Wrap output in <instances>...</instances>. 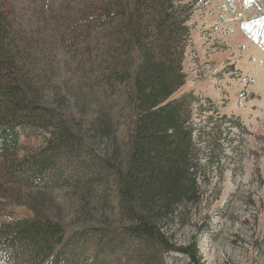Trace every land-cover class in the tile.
Listing matches in <instances>:
<instances>
[{"label":"rangeland","instance_id":"1","mask_svg":"<svg viewBox=\"0 0 264 264\" xmlns=\"http://www.w3.org/2000/svg\"><path fill=\"white\" fill-rule=\"evenodd\" d=\"M134 1L0 0L7 26L3 41L32 60L42 85L41 109L62 114L82 143L44 173L53 183L61 177L51 187L3 182L0 221L30 218L33 211L25 203L42 201L62 219L67 236L86 230L77 251L80 264L148 263L122 232L123 244L113 240L114 250L99 253V234L92 232L102 223L117 228L130 223L120 210L114 175L127 159L132 112L123 85L105 86L96 64L108 58L113 6L132 8ZM182 4L193 8L182 62L186 82L172 98L192 91L200 100L193 104L212 101L208 110L192 107L196 124L207 115L209 125L222 115L226 120L220 122L211 163L202 154L212 149L209 140L197 143L205 174L200 196L179 207L163 229L173 234L175 245L197 244L201 264H264V0H174V6ZM234 119L243 129L231 123ZM54 132L51 126L28 127L19 140L27 147L17 156H44L48 141L56 140ZM151 260L193 264L177 251Z\"/></svg>","mask_w":264,"mask_h":264},{"label":"trees","instance_id":"2","mask_svg":"<svg viewBox=\"0 0 264 264\" xmlns=\"http://www.w3.org/2000/svg\"><path fill=\"white\" fill-rule=\"evenodd\" d=\"M113 7L117 15L107 22L113 26L105 46L108 58L98 61L96 68L105 86L123 85V97L132 112L127 159L114 175L120 210L130 223L120 228L102 223L92 231L99 234V253L114 250L113 240H122V232L139 246L147 264L176 251L201 264L197 244L175 245L173 234L163 229L179 207L200 196L205 174L197 143L209 140L212 149L202 154L211 163L224 118L216 117L214 125H209L212 117L207 115L201 125L196 124L192 107L208 110L212 101L193 104L200 100L192 91L172 98L186 82L182 62L193 8L176 7L174 0H135L132 8L121 3ZM6 28L0 18V185L51 187L61 177L57 175L53 183L44 173L66 150L80 148L82 143L62 114L52 107L41 109L40 75L34 73L29 56L3 41ZM231 123L243 129L237 119ZM37 125L53 127L56 140L48 141L44 156L19 158L18 151L27 147L19 143L20 137ZM25 204L32 217L0 221V264H80L77 251L86 230L67 236L62 219L53 216L42 201L31 199Z\"/></svg>","mask_w":264,"mask_h":264},{"label":"bare ground","instance_id":"3","mask_svg":"<svg viewBox=\"0 0 264 264\" xmlns=\"http://www.w3.org/2000/svg\"><path fill=\"white\" fill-rule=\"evenodd\" d=\"M260 57H261V53L258 52V59H259ZM260 60H261V59H260ZM258 63H261V62L258 61ZM259 65H260V64H258V67H259ZM257 69H258V68H257ZM257 69H256V71H257Z\"/></svg>","mask_w":264,"mask_h":264}]
</instances>
